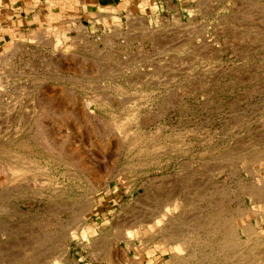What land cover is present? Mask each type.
I'll return each mask as SVG.
<instances>
[{"label":"rangeland","instance_id":"1","mask_svg":"<svg viewBox=\"0 0 264 264\" xmlns=\"http://www.w3.org/2000/svg\"><path fill=\"white\" fill-rule=\"evenodd\" d=\"M140 2L2 31L0 264H264V0Z\"/></svg>","mask_w":264,"mask_h":264},{"label":"crops","instance_id":"2","mask_svg":"<svg viewBox=\"0 0 264 264\" xmlns=\"http://www.w3.org/2000/svg\"><path fill=\"white\" fill-rule=\"evenodd\" d=\"M126 0H0V39L6 34L3 30L26 29L35 18H46L53 14L64 12V9H73L82 16H92L99 13L108 16ZM129 1V0H128ZM140 4L144 3V0ZM130 6L133 3L129 4ZM107 11V13H104ZM71 12V11H70ZM92 18V17H91ZM1 44V43H0Z\"/></svg>","mask_w":264,"mask_h":264},{"label":"bare ground","instance_id":"3","mask_svg":"<svg viewBox=\"0 0 264 264\" xmlns=\"http://www.w3.org/2000/svg\"><path fill=\"white\" fill-rule=\"evenodd\" d=\"M137 28H139V27H137ZM137 28H135V29H137ZM44 30V29H43ZM131 31V30H130ZM133 31V30H132ZM119 32V31H118ZM116 33V32H115ZM114 33V34H115ZM144 33V32H143ZM43 35V34H42ZM48 35V34H47ZM49 39V38H48ZM51 42V41H50ZM139 57V56H138ZM144 57V56H143ZM154 59V58H153ZM152 59V60H153ZM157 61V60H156ZM5 62V61H4ZM154 62V61H153ZM4 64V63H3ZM135 64V63H134ZM151 66H152V73H154V70L156 69L155 68V64L154 63H151ZM144 68H146V67H144ZM160 68V67H159ZM147 69V68H146ZM156 71V70H155ZM151 73V74H152ZM125 74V73H124ZM170 75V74H169ZM151 79H150V82H152V85L155 83V76H153L152 75V77H150ZM134 79V78H133ZM135 79H137V78H135ZM156 81H157V79H156ZM148 83V82H147ZM147 89V88H146ZM106 93V92H105ZM47 94V93H46ZM101 94V93H100ZM107 95V94H106ZM42 96V95H41ZM62 96V95H61ZM63 97V96H62ZM132 97V96H131ZM61 98V97H60ZM59 98V99H60ZM103 98V97H102ZM111 98H113V97H111ZM126 98H128V97H126ZM133 99V98H132ZM148 99V98H147ZM45 100H47V99H45ZM45 100H42V101H45ZM108 100V99H107ZM115 100V99H114ZM127 100V99H126ZM146 100V99H145ZM37 101V100H36ZM65 101V100H64ZM129 101H130V97H129ZM38 102V101H37ZM36 102V103H37ZM59 102V101H58ZM116 102V101H115ZM135 102V101H134ZM133 102V103H134ZM35 103V104H36ZM40 103V102H39ZM120 103H121V101H120ZM140 103V102H139ZM44 104V103H43ZM49 104H51V103H49ZM71 104V103H70ZM40 105V104H39ZM38 105V106H39ZM66 105V104H65ZM68 105V104H67ZM73 105V104H72ZM71 105V106H72ZM125 105H126V103H125ZM129 105H130V102H129ZM82 106V105H81ZM36 108V107H35ZM81 108V107H80ZM51 109V108H50ZM33 110V109H32ZM89 110V109H88ZM7 111V110H6ZM41 111V110H40ZM85 111V110H84ZM121 111V110H120ZM51 112V111H50ZM55 112H58V111H55ZM43 113V112H42ZM41 113V114H42ZM53 113V112H52ZM146 113V112H145ZM153 112H151V114H152ZM84 114V113H83ZM154 115H155V113H153ZM83 116V115H82ZM81 116V117H82ZM153 115H151V117H152ZM154 117V116H153ZM25 118V117H24ZM68 118H69V116H68ZM84 118V117H83ZM86 118V117H85ZM154 118H156V117H154ZM39 119V118H38ZM149 119H150V117H149ZM83 120V119H82ZM151 120H153L154 121V119L152 118ZM45 121V120H44ZM110 122V121H109ZM40 128V127H39ZM118 128V127H117ZM115 129V128H114ZM41 130V129H40ZM117 130V129H116ZM93 131V130H92ZM122 131V130H121ZM117 132V131H116ZM46 134V133H45ZM56 134V133H55ZM57 135V134H56ZM121 135V134H120ZM187 135V134H186ZM55 136V135H54ZM176 139V138H175ZM47 140V139H46ZM37 141V140H36ZM32 142V141H31ZM39 142V141H38ZM119 142V141H118ZM154 142V141H153ZM42 143V142H41ZM57 143V142H56ZM55 143V144H56ZM49 145V144H48ZM59 145V144H58ZM46 146H47V144H46ZM63 147V146H62ZM57 148V147H56ZM52 149V148H51ZM5 150V149H4ZM62 150V149H61ZM103 150V149H102ZM118 151V150H117ZM119 152V151H118ZM80 154V153H79ZM187 154V153H186ZM151 155V154H150ZM76 156L78 157V155L76 154ZM263 157V156H262ZM80 158V157H79ZM137 159V158H136ZM72 162V161H71ZM92 162V161H91ZM21 163H23V164H25V165H27L28 167L30 166V169H32V168H35V166L32 164V163H30V162H28V161H21ZM127 163V162H126ZM76 164V163H75ZM86 164V163H85ZM145 164V163H144ZM81 166V165H80ZM84 166V165H83ZM113 166V165H112ZM9 168V167H8ZM81 168V167H80ZM128 168H130V167H128ZM0 169H2V168H0ZM82 169V168H81ZM23 170V169H22ZM95 170V169H94ZM1 171H3V170H1ZM14 171V170H13ZM26 171V170H25ZM97 171H99V170H97ZM6 172V171H5ZM30 172V171H29ZM126 172V171H125ZM107 173H109V172H107ZM4 174V173H3ZM45 174V173H44ZM8 175H10V174H8ZM48 176V175H47ZM2 177V176H1ZM87 177V176H86ZM96 177V176H95ZM97 179V178H96ZM101 180V179H100ZM8 181V180H7ZM34 181V180H33ZM99 184V183H98ZM106 184V183H105ZM104 184V185H105ZM97 185V184H96ZM146 185V184H145ZM23 186V185H22ZM140 186V185H139ZM252 187H254V186H252ZM248 188V187H247ZM255 188V187H254ZM257 188V187H256ZM246 191V190H245ZM247 191H249V190H247ZM42 192V191H41ZM157 193V192H156ZM177 193V192H176ZM252 193V192H251ZM255 193H257V192H255ZM139 194V193H138ZM149 194V192H148V190L145 192V193H142L139 197V199H141L142 197H144V196H147ZM152 194V193H151ZM175 194V193H174ZM155 196V195H154ZM168 197V196H167ZM79 199V198H78ZM153 199V198H152ZM155 199H156V197H155ZM184 199V198H183ZM140 201V200H139ZM152 201V200H151ZM261 201V200H260ZM217 203H218V201H217ZM171 205V204H170ZM217 205V204H216ZM215 205V206H216ZM218 205H219V203H218ZM212 206H214V205H212ZM223 206V205H222ZM222 206H216V207H214V208H212L211 210H209V213H210V215L208 214V216H211V218H207V217H204V218H206V221H208V222H210L211 224L212 223H214V224H212V226H214V227H217V231L216 232H218V231H223V234H224V246H228V247H235V246H238V245H240V243H242V240H241V238H240V234L238 233V228L236 229V227H237V225L236 226H233V223L232 222H234V221H232L231 222V218L234 216V214H235V211H239V210H241V209H238V210H236V209H234V211L232 210V211H226ZM80 207V206H79ZM92 207V206H91ZM170 207H172V206H170ZM250 210V209H249ZM242 211H244V210H242ZM247 211H248V209H247ZM83 212V211H82ZM205 212V211H204ZM240 212V211H239ZM81 214V213H80ZM201 214V213H200ZM263 214V213H262ZM202 215V214H201ZM242 215V217H243V215H245V214H241ZM238 216V215H237ZM196 217V216H195ZM200 217V216H199ZM203 217V216H202ZM201 217V218H202ZM250 217V216H249ZM74 218V217H73ZM204 218H202L201 220H204ZM238 218H241V217H238ZM171 219V218H170ZM168 220H169V218H168ZM198 220V219H197ZM200 220V219H199ZM235 220H236V218H235ZM245 220V219H244ZM171 221V220H170ZM205 221V222H206ZM167 222H169V221H167ZM236 223V222H235ZM205 224V223H204ZM216 224V225H215ZM240 224V223H239ZM242 224V223H241ZM242 226V232L245 234V235H247V236H249V237H251V235L252 234H254L255 233V228L253 227V225L252 224H250V223H248V222H246V221H244L243 222V224L241 225ZM74 227V226H73ZM123 227V226H122ZM144 227H148V230H150V231H154L155 229H157V227H158V224L157 223H154L153 222V224H151V225H143V227H141L138 231H137V233H141L142 231H143V228ZM200 227V226H199ZM77 229V228H76ZM123 229V228H122ZM79 230V229H78ZM180 230V229H179ZM185 230V229H184ZM178 231V230H177ZM124 233V232H123ZM142 234V233H141ZM174 234H175V232H174ZM177 234V233H176ZM180 234V233H179ZM209 234V233H208ZM125 237V236H124ZM142 237V236H141ZM164 237H167V236H164ZM248 238V237H247ZM126 240V239H125ZM249 240V239H248ZM151 241V240H150ZM178 241V240H177ZM176 241V242H177ZM246 241H247V239H246ZM191 242V241H190ZM246 243V242H245ZM197 244H200L199 243V241L197 242ZM248 244V243H247ZM186 246H188L187 245V241H180V243H179V248H181V249H184V247H186ZM253 246V245H252ZM222 247H223V245H222ZM250 248V247H249ZM139 249V248H138ZM248 249V248H247ZM175 253V252H174ZM238 254V253H237ZM237 254H236V252L235 253H233V255H228V257L227 258H229V260L231 259V260H233V258L234 257H236L237 256ZM253 254H254V252H253ZM249 256V255H248ZM196 257V256H195ZM206 257H207V255H206ZM225 257V256H224ZM227 258H226V260H227ZM225 260V259H224ZM189 261V260H188ZM220 261V260H219ZM219 261H217V262H219ZM243 261V260H242ZM242 261H241V263H242ZM240 263V264H241ZM239 264V263H238ZM245 264V263H244ZM251 264V263H250ZM254 264V263H253Z\"/></svg>","mask_w":264,"mask_h":264}]
</instances>
